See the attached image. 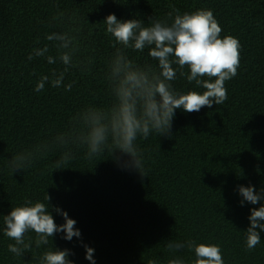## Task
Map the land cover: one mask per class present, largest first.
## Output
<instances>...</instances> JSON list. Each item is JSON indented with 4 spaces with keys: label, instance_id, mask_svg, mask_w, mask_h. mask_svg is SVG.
Listing matches in <instances>:
<instances>
[{
    "label": "trees",
    "instance_id": "16d2710c",
    "mask_svg": "<svg viewBox=\"0 0 264 264\" xmlns=\"http://www.w3.org/2000/svg\"><path fill=\"white\" fill-rule=\"evenodd\" d=\"M173 8L181 14L211 9L222 27L221 38L239 40L240 66L225 82L227 101L194 113L178 109L170 135L138 137L143 176L123 167L129 159L123 154L111 156L105 150L89 160L79 147L72 149L73 159L57 168L55 161L65 149L53 147L43 155L42 146L67 132L80 110L108 108L114 102L106 80L114 53L103 23L106 16L171 23L167 14ZM60 13L64 15L54 20ZM53 32L77 38L74 64H87L89 58L92 63L88 71L73 67L65 74V85L75 81L71 91L46 83L36 92L40 77L51 79L53 70L65 67L54 42L46 39ZM45 45L46 55L57 57L55 64L45 57L27 59ZM148 53L149 48L127 50L135 63L157 66ZM183 70L190 71L187 66ZM171 84L177 92L204 91L179 71ZM37 149L31 166L13 174L11 157ZM240 185H252L257 192L264 188V0H0V264H39L52 245L74 253L69 256L73 264H90L82 244L94 249L96 264H168L173 258L166 248L170 240L218 244L224 264H264V231L251 251L244 234L250 209L264 201L241 206ZM46 194L55 223H64L52 211L60 208L77 222L81 238L66 241L64 233H57L47 246L37 248L30 232L26 242L31 237L32 249L16 257L8 251L15 241L3 234L2 217L25 200L47 204ZM176 255L185 264L195 259L188 248Z\"/></svg>",
    "mask_w": 264,
    "mask_h": 264
},
{
    "label": "clouds",
    "instance_id": "9594fccd",
    "mask_svg": "<svg viewBox=\"0 0 264 264\" xmlns=\"http://www.w3.org/2000/svg\"><path fill=\"white\" fill-rule=\"evenodd\" d=\"M64 14L60 13L58 19ZM168 20H155L153 17L145 24L142 20L133 18L118 20L115 14L106 16L103 23L106 34L112 37L113 55L107 62L106 80L113 97V103L108 108L88 106L80 110L72 118V126L67 132L58 133L51 143L43 145V155L53 147L65 149L61 157L55 161L57 168L63 167L73 159L74 147L86 150V158L91 160L105 150L111 151V156L120 153L129 159L123 163L125 169L131 168L142 173L144 168L142 152L136 141L138 137L147 139L150 133L160 136L170 135L175 112L182 109L186 113L199 112L202 108H212L221 105L228 99L225 82L237 75L240 66L239 40L232 35L221 38L222 27L211 9H199L191 13L181 14L173 8L168 14ZM71 19V17L69 18ZM72 31L78 32L79 29ZM54 42L58 59L65 66L62 71L53 70L52 78L45 75L40 77L34 91L44 90L45 84L52 87H64L71 91L72 83L64 84L65 74L70 68L78 67L88 71L87 65L91 58L73 63V57L79 51L77 38L68 32H53L46 36ZM149 48V56L158 61L157 66L140 65L127 55V50L143 52ZM48 45L35 48L27 59L45 57L49 64H55L57 57L46 55ZM177 65L174 68L173 65ZM187 66L190 70L185 72ZM179 75L188 83H195L197 88L186 93L177 92L171 82ZM206 77V79H204ZM37 152H22L8 161L9 169L13 172L23 171L31 166ZM119 160V157H116ZM142 175V174H141ZM143 176V175H142ZM238 194L242 197L240 204L245 202L257 205L264 201V188L259 192L254 186H238ZM47 204L25 200L24 204L12 207L10 213L3 216V234L15 243L8 245V251L16 257H22L32 249L31 237L26 242L28 233H35V246L49 244V238L57 233H64L62 239L71 241L73 237L81 238V232L75 227L76 221L69 218L68 213L60 208H53L61 215L64 223L57 225L49 211L51 197L46 194ZM249 227L245 234L246 248L251 251L261 243L260 232L264 231V204L259 208L250 209ZM259 229V231H257ZM85 259L90 264H96L94 249L86 244ZM166 248L173 255L168 264H185V260L176 255L185 248L194 252L192 264H224L222 250L218 244H206L195 241L179 242L170 240ZM74 255L69 249L51 248L45 250L39 264H73L69 259ZM149 264H157L155 260Z\"/></svg>",
    "mask_w": 264,
    "mask_h": 264
}]
</instances>
